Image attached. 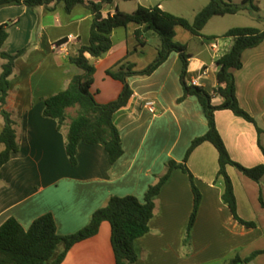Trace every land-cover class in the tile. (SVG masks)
Returning a JSON list of instances; mask_svg holds the SVG:
<instances>
[{
    "label": "crops",
    "instance_id": "1",
    "mask_svg": "<svg viewBox=\"0 0 264 264\" xmlns=\"http://www.w3.org/2000/svg\"><path fill=\"white\" fill-rule=\"evenodd\" d=\"M121 2L104 5L103 15H111L116 8L123 12L135 9L127 11ZM207 2L137 0V6L159 5L192 21ZM217 17L207 22L201 36H192L176 26L186 30L177 29L183 35L177 38L190 55L186 80H196V85L208 93L217 86V59L233 44V38L222 37L223 33L231 27L250 26L225 25L219 31L206 32L211 22L225 24L216 21ZM91 21L92 14L84 5L76 4L68 13L63 1L52 10L25 5L0 9V24H8L4 50L14 53L27 48L15 61L5 104L17 123L19 150L0 169V225L13 217L28 229L34 219L51 213L58 234L75 233L111 196L133 195L143 201L146 189L164 174L168 161L181 162L191 141L207 131L206 118L194 95L176 102L183 94L181 60L172 52L151 75L128 79L133 94L113 114L123 148L115 163L110 164L101 145L80 143L77 162L71 165L65 152L66 128L58 129L54 119L43 115L44 100L66 89L72 76L82 72L69 57L88 43ZM138 28L135 23L117 27L111 33L113 46L107 53L99 58L86 54L95 67L90 90L97 102L116 99L123 87L119 80L106 74L107 69L124 57L135 69H142L156 57L158 44L148 52L150 39H158L156 33L145 32V44L139 45L135 38ZM61 39L63 42L57 43ZM3 62L0 57V73ZM233 74L240 107L263 132L258 134L253 123L229 110L215 112L217 129L234 161L245 167L264 165V153L258 143L264 147V40L243 52L242 67L233 70ZM149 100L155 103L154 113L145 107ZM221 100L217 95L212 99L214 104ZM2 128L0 115V132ZM186 164L201 193L189 245L184 246L183 239L193 208V193L188 175L174 169L154 198L148 232L134 240V264H228L235 255L244 259L264 250V176L256 182L227 166L237 214L255 223L254 227H246L233 218L221 199V184L214 182L218 171L215 147L209 142L201 143ZM110 235V224L103 221L97 234L74 244L60 264H115ZM248 264H264V253Z\"/></svg>",
    "mask_w": 264,
    "mask_h": 264
},
{
    "label": "trees",
    "instance_id": "2",
    "mask_svg": "<svg viewBox=\"0 0 264 264\" xmlns=\"http://www.w3.org/2000/svg\"><path fill=\"white\" fill-rule=\"evenodd\" d=\"M59 1H63L65 11L68 13L76 4H82L92 14L88 43L81 45L75 56L69 57V61L82 72L72 76L66 89L44 100L43 115L54 119L58 129L66 128L65 152L71 165L77 162L80 143L101 145L107 152L110 164L115 163L123 154V148L119 130L113 122V114L124 107L133 94L128 79L151 75L172 52H176L181 60L179 78L183 94L176 102L180 103L188 96L194 95L206 118L207 131L191 141L181 162L173 159L168 161L164 174L146 189L143 201L133 195L111 196L103 206L92 213L88 223L75 233L58 234L51 213H45L34 219L28 229H24L15 218L9 217L0 225V264H60L74 244L97 234L103 221L110 224V240L115 264H134L137 259L134 240L148 232L149 222L155 210L154 198L159 194L174 169H180L188 175L193 193V208L183 239V245L188 246L190 231L201 201V193L186 163L191 152L203 142L211 143L218 153V171L214 182L222 186L223 203L240 224L254 227V222L245 221L237 214L233 183L227 173V166H233L245 176L259 182L264 176V165L245 167L231 158L217 129L215 112L229 110L235 116L253 123L258 134L263 132L256 125L253 117L238 103L233 70L242 67V54L246 49L256 47L264 40V28L235 26L223 33L222 37L233 38V44L229 51L217 59V86L213 93H208L203 87L187 82L186 74L190 55L186 46L175 39L174 27L179 25L192 36H201V31L212 17L237 14L244 10L249 11L257 20H261L260 8L256 0H241L240 2L208 0L192 21L165 11L159 5H138L130 13L116 8L111 15L104 16L102 13L104 5H109L115 0L98 2L93 0H0V9L12 5H25L27 7L45 6L52 10ZM129 23L139 25V28L135 30V38L139 45L145 44V32L156 33L159 40L156 57L142 69H135L134 64L126 61V57L118 61L114 67L107 69L106 74L119 80L123 87L116 99L107 103H99L90 90L95 67L86 54L93 58L103 56L113 46L112 31L117 27H125ZM7 26V23L0 24V57L4 61L0 73V115L3 118V128L0 132V144L2 145L0 169L11 159L12 154L19 150L17 123L11 113L5 109V104L9 90V78L15 70V61L27 50L26 47L14 53L4 50L3 44L8 37ZM61 42L63 39L57 43ZM214 95L221 97L220 103H213ZM258 143L264 153V147L260 141ZM260 253H264V250L253 252L244 259L235 255L228 259V264H248Z\"/></svg>",
    "mask_w": 264,
    "mask_h": 264
},
{
    "label": "rangeland",
    "instance_id": "3",
    "mask_svg": "<svg viewBox=\"0 0 264 264\" xmlns=\"http://www.w3.org/2000/svg\"><path fill=\"white\" fill-rule=\"evenodd\" d=\"M256 4L260 8L259 15L261 16V20H257L256 18H255L256 20H254L251 18L252 14L250 12L247 13V12L241 11L239 12L240 14L237 13L236 16H232L233 14L223 15L222 18L218 16L217 18H215L216 21L221 20V22H225V24H223L222 26H218V25H215L213 22H211V24H208L205 31L206 32H212L215 30L219 31L222 28H224L225 25H233V24H249L250 26H255L260 29H263L264 28V0H256ZM121 5L123 9L130 11L137 7V0H127V1L123 0V2H121ZM126 13H130V12H126ZM177 29H181L183 31H186V30L180 27H176V26L174 27L176 38L177 36H179V38L183 37V35H181V33L177 31ZM176 40L181 43V41H179L178 38ZM157 44H159L158 39H150L149 46H148V52L150 53L151 50L157 46Z\"/></svg>",
    "mask_w": 264,
    "mask_h": 264
},
{
    "label": "built area",
    "instance_id": "4",
    "mask_svg": "<svg viewBox=\"0 0 264 264\" xmlns=\"http://www.w3.org/2000/svg\"><path fill=\"white\" fill-rule=\"evenodd\" d=\"M69 37H72L71 35ZM190 84L196 85V80H193ZM145 107L152 113L155 112V103L152 100L145 102Z\"/></svg>",
    "mask_w": 264,
    "mask_h": 264
}]
</instances>
